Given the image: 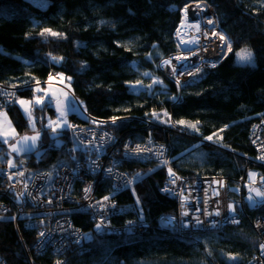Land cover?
Instances as JSON below:
<instances>
[{"label": "trees", "instance_id": "16d2710c", "mask_svg": "<svg viewBox=\"0 0 264 264\" xmlns=\"http://www.w3.org/2000/svg\"><path fill=\"white\" fill-rule=\"evenodd\" d=\"M197 1L48 0V6L41 8L29 0H0V87L5 93L18 100L31 99L35 86L45 84L53 73L62 74L83 112L82 116L70 113V123H92L115 134L124 131L134 142L138 134L147 133L156 142H164L168 150L167 164L120 158L119 169L131 179L137 173L139 177L121 190L101 182L96 196L97 200L108 196L119 206L111 216V226L120 227L136 218L145 219L150 229L134 236L96 234L86 210L72 212L68 217L82 236L63 257L65 264H248L258 250L259 236L252 220L264 217V208L246 206L238 225L198 228L187 235L158 224L177 211L175 201L161 191L169 178L167 168L189 180L221 177L232 199L246 168L264 177L263 166L247 164L258 158L250 141L251 129L264 119V0H202L213 8L220 34L231 43L232 52L180 87L156 64L175 46L181 8ZM44 29L59 35L42 36ZM244 48L253 53L250 64L235 61L236 52ZM52 57L62 59L57 62ZM146 72L160 78L162 85L149 92H133L130 84L149 85L143 76ZM40 109L50 117L56 115L48 104ZM4 111L17 133L40 132L38 148L22 155L31 171L53 173L79 156L76 139L67 129L52 135L44 117L31 129L16 101ZM143 120L152 126L139 129ZM9 143L0 141V168L7 166ZM17 160L13 157L14 163ZM36 234L22 221L15 224L12 213H0L2 262L57 261L58 256L49 250L41 256L32 253Z\"/></svg>", "mask_w": 264, "mask_h": 264}, {"label": "built area", "instance_id": "2783aa9c", "mask_svg": "<svg viewBox=\"0 0 264 264\" xmlns=\"http://www.w3.org/2000/svg\"><path fill=\"white\" fill-rule=\"evenodd\" d=\"M199 3L208 6L206 1L199 0L190 2L181 8L180 21L174 35L175 46L169 55L160 58L156 64L157 69L163 75L180 87L182 84L188 83L203 68L204 70L213 68L212 65H216L220 61L224 52L223 42L219 40L218 36L212 34L220 31L213 8L208 6L212 11L207 19L214 21L213 24H209L211 25L209 29L203 30L200 27L198 31L195 27L190 31V27L186 25L183 18L185 9H188L192 4ZM198 34H201L208 44L201 48V53L194 49L192 46L194 42H191ZM176 57L181 59L177 60ZM164 61H170V64H165ZM173 68L176 69L175 74H173ZM12 95L5 93L0 87L1 110L4 111L16 99ZM69 125L71 127H67V130L76 139L79 151V156H76L70 163L59 165L53 173L31 171L27 167L26 160L22 157L15 163L16 167L0 168V213H12V220L15 224L22 221L27 228L34 230L37 233V243L33 247L32 253L41 256L48 250L54 252L58 259L51 264H57L58 261L65 264L66 259L64 258H66L69 248L81 241L82 231L73 226L68 217L72 212L86 210L93 223L92 229L96 234L114 232L118 236L123 234L134 236L147 232L150 227L145 219L133 218L120 227L111 226V216L118 213L119 206L111 200H97L99 184L108 182L116 190H121L129 184L126 181L131 180L130 176L119 169L120 158L163 162L168 154L166 144L156 142L147 133L138 134V142H134L132 137L126 136L124 131L115 134L92 123L86 125L70 123ZM253 125L249 136L258 158L255 161L247 160V164L253 163L256 166L264 167V160L260 159L264 156V119L258 120ZM150 126H152L151 122L143 120L139 129H147ZM100 137H103L102 141L99 139ZM137 146L140 149H151V151H134ZM152 151L155 153L151 154ZM157 151L162 155H158ZM109 169L111 172L108 171ZM19 173H23V175H19ZM173 173L174 176L168 175V181L161 191L175 201L177 211L173 217H162L158 224L163 227L165 220L162 219L165 218L170 223L173 221L180 228H172L176 233L183 234L187 230L198 228L220 229L238 225L241 220L240 213L245 212L246 206L249 209L252 206L253 210L264 208V198L257 200L251 191L253 188L264 191V180L260 181L258 172L251 168H246L238 179V190L244 192L238 200L236 197L233 199L230 197L227 182L221 177L189 180L177 172ZM250 173L255 175L250 177ZM10 176L11 179H9ZM177 177L179 179H176ZM262 178L264 179V177ZM173 180L175 183L172 182ZM207 183H209L208 186ZM89 188L90 191H86ZM164 189H169V191H164ZM211 191H218L219 194L212 196ZM250 196L253 197L252 202L255 201L253 205L249 200ZM219 199L223 203L222 206H220ZM230 201L236 207L234 213L228 210ZM182 203L183 207H181ZM217 211L220 215H215ZM185 212L187 215H184ZM197 217L200 223H197ZM233 219L238 222H233ZM100 223H102V227L97 230L96 225ZM252 224L255 233L259 236V245L248 264H264V252L261 249V245L264 244V217L257 215L252 220ZM40 233H44V236H40ZM0 264H4L1 256Z\"/></svg>", "mask_w": 264, "mask_h": 264}, {"label": "rangeland", "instance_id": "374dc122", "mask_svg": "<svg viewBox=\"0 0 264 264\" xmlns=\"http://www.w3.org/2000/svg\"><path fill=\"white\" fill-rule=\"evenodd\" d=\"M33 5L35 6H39L41 8H45L47 7L48 5V0H29ZM209 6V4H208ZM210 7V6H209ZM212 11V10H211ZM214 12V10H213ZM218 33V32H217ZM220 34V31L219 33ZM223 55L225 54V56H227L230 52H227V49L226 48H223ZM240 51V50H239ZM238 52V51H237ZM223 57V56H222ZM235 61L237 63H242V62H238L237 60V57H236V54H235ZM242 64H245V63H242ZM210 69V68H209ZM206 70L208 69H205L204 68L200 71V72H197L196 75H194V77L191 78V80L189 82H192V80H195V79H198L200 76H202L203 72H205ZM160 71V70H159ZM161 72V71H160ZM147 73V72H146ZM51 76L53 77L51 80L48 78L47 81L45 82V84H40V85H37L34 87V91H35V95L31 98V99H27V98H20L19 100H24V101H30L32 102L31 105H25L24 107H22L20 105V103H18V99H16L15 101L18 103V106L19 108L21 109V112L22 114H24L25 118L27 119V122L29 124V126L31 127V129L33 128L30 121H29V117L28 115L25 113V110L24 108L25 107H28L30 109V112H31V116L34 118L35 120V128L37 127V124L36 122L39 120V119H42L43 117L45 118V123H46V127L48 125V122L49 120H52V121H58V119L60 118V113L57 111V101L60 102V106L62 109L66 110L67 112V115H66V119H67V123L69 125V119H68V115L70 113H78L80 116L83 115V112L81 111L80 109V104L78 102V100H76L72 94H71V91H70V86H69V83L67 81V79L64 78L63 76V79H61V75H57L56 73H53L51 74ZM143 76H146L150 83L148 86H144L142 84H130L129 87L130 89L135 92V93H138L139 91H151V90H154V86L156 87H159L162 85L161 83V80L160 78H155L154 76H151L149 73L148 75H145V73L143 74ZM160 81V83H156L155 81ZM182 84V83H181ZM180 84V85H181ZM134 86V87H133ZM39 89V91H38ZM36 98H40L43 103L42 104H36L35 101H36ZM13 101V102H15ZM12 103V102H11ZM44 104H48V106H51L54 108L55 112H56V115L53 116V117H50V115L48 114L49 112L47 110H37V108H42V105ZM0 113H3L5 115H2L0 116V121L3 122V127H4V130L5 131H11V129H14L15 130V127L11 124V121L9 120L8 118V115L5 113V111L1 110L0 109ZM38 119V120H37ZM37 120V121H36ZM9 122H10V128H9ZM134 128H137V124L133 123L132 124ZM48 128V127H47ZM49 129V128H48ZM67 129V126L61 128V130H65ZM59 130V129H58ZM51 131V130H50ZM52 133V132H51ZM54 135V134H52ZM22 136V134H19L17 133V131L15 130V134H14V138L13 137H9V144H11L12 142L16 141V140H19ZM0 141L3 143V139L0 138ZM5 144V143H4ZM38 144V142H37ZM155 152L152 151L151 154H154ZM158 153V151L156 152ZM5 154L7 155L8 157V161L9 160H12L13 161V156L10 155L9 151H8V148L6 149L5 151ZM164 155V154H163ZM2 154L0 155V158H1ZM148 156H150L148 154ZM22 159V157H20ZM132 159H135V158H132ZM8 161H7V166H8ZM166 161H168V158H166ZM0 164H1V160H0ZM164 166V165H163ZM167 168V167H166ZM169 168H167L168 170ZM168 172V171H167ZM169 174V173H168ZM260 179V181H263L264 179L262 178V176L260 175L258 177ZM209 185V183H207V186ZM219 185V184H218ZM216 186V185H214ZM238 190V189H237ZM212 193V196L214 195H217L216 193L218 191H211ZM222 192V191H221ZM244 192L242 191H238L237 192V196H236V199L238 200L239 199V196L242 195ZM221 194V193H220ZM253 195L255 196V198L257 200H260L261 197H258L255 193V191H253ZM247 198V197H245ZM248 201V200H247ZM219 202L220 199H219ZM252 202V201H250ZM255 201L252 202V205L254 204ZM222 202L220 204V206H222ZM232 204V203H231ZM233 205V204H232ZM234 206V205H233ZM248 207V206H247ZM252 208V206H251ZM250 208V209H251ZM119 209V207H118ZM229 210V209H228ZM229 212L231 213H234V211H230ZM249 214V213H247ZM173 217V216H171ZM162 220H165V225L166 227H163V228H169V229H172V228H176L179 226L174 224L173 221L170 223L165 219H162ZM164 225V226H165ZM180 229V228H179ZM205 229V228H204ZM214 230H217V229H214ZM175 231V230H174ZM95 233V232H94ZM82 235V234H81Z\"/></svg>", "mask_w": 264, "mask_h": 264}, {"label": "snow or ice", "instance_id": "6c2138e0", "mask_svg": "<svg viewBox=\"0 0 264 264\" xmlns=\"http://www.w3.org/2000/svg\"><path fill=\"white\" fill-rule=\"evenodd\" d=\"M199 7V5H198ZM185 11H187V9H185ZM207 23L209 24H213L214 21L209 19L207 21ZM196 28L197 30L199 31V25H196ZM50 34V35H53V36H57L59 35L58 33H54L52 32L50 29H44V31L42 33H40V35H45V34ZM213 35H216L218 36L219 40L222 41V47L223 48H226L227 49V52H232V45L231 43L227 40V38L223 35V34H218L216 32H213L212 33ZM205 36H207V33H205ZM191 42H196V41H191ZM236 57H237V60L238 62H242V63H252L253 62V53L250 49L248 48H244V49H241L240 51L236 52ZM52 59L54 61H57L58 62V59H62V58H56V57H52ZM177 60L181 59L180 57H176ZM165 64H170V61H164ZM213 67H215L216 65L213 64L212 65ZM176 72V69L173 68V74H175ZM61 75V79H63V75ZM145 75H148V73H145ZM53 77L50 76L49 79L51 80ZM69 80L71 79L70 77L68 78ZM156 83H160V81H155ZM39 83V82H37ZM140 82L137 81L136 84H139ZM179 83V82H177ZM134 87V86H133ZM39 91V89H38ZM173 99H176L175 97ZM18 103H20V105L22 107H24L25 105H31L32 102L30 101H24V100H19ZM36 104H42L43 101L40 99V98H36V101H35ZM25 110V113L28 115L29 117V121L33 127V129L35 128V120L34 118L31 116V112H30V109L28 107H25L24 108ZM57 111L60 113V118L58 119V121H52V120H49L48 122V125L47 127L51 129V132L53 134H58L57 130L58 129H61L65 126L67 127H71V125H68L67 123V119H66V115H67V112L66 110L62 109L61 106H60V102L57 101ZM2 115H5L3 113H0V116ZM154 116H156V118H159L158 114L156 113H153ZM165 116H167V112L164 113ZM95 123V121H93ZM113 122H115V118H113ZM179 124H185L186 122L185 121H178ZM198 123V122H197ZM189 127L193 128V129H196V125L195 124H190L188 125ZM9 128H10V122H9ZM222 131V130H221ZM14 134H15V130L14 129H11V131H5L4 130V127H3V122L0 121V138L3 139V143L5 144H8L9 143V137H13L14 138ZM40 139V132H36V134L34 136H23L20 138V140L17 141L16 144H12L10 145V148H11V151L12 152H16V153H20L22 151H29V150H32L36 147L37 145V142L39 141ZM101 141L103 140V137H100L99 138ZM206 139L208 140H212L213 137L212 136H208L206 137ZM18 145H23V147H19ZM134 151H151V149H140L139 146H137V149H135ZM158 155H162V153H158ZM260 159L264 160V156L260 157ZM164 164H167L168 162L167 161H163ZM8 166L9 168H13V167H16L17 165L12 161V160H9L8 161ZM109 172H111V169L108 170ZM168 173H169V176H174L175 174L173 173L172 169L169 168L168 169ZM19 175H23V173H19ZM250 177L255 175L254 173H250L249 174ZM139 177V173H137L136 177H133L131 180H128L126 181V183H132L133 180L137 179ZM12 177L10 176L9 179H11ZM176 179H179L178 177ZM173 183H175V180L172 181ZM86 191H90V188L89 189H86ZM164 191H169V189H164ZM251 191H255L256 195L258 197H261V198H264V191H261L259 188H253L251 189ZM217 195L219 194L218 192L216 193ZM110 197L108 196H105L103 197V200L104 201H109ZM249 200L252 201L253 200V197H249ZM137 202H139L137 200ZM183 203L181 204V207H183ZM103 207V205H102ZM228 209L230 211H234V206L232 204H229L228 205ZM184 215H187V213L185 212ZM215 215H220L219 211H217L215 213ZM197 223H200L199 221V218L197 217ZM233 222H238V221H235L233 219ZM102 227V223L100 224H97L96 225V228L97 230L101 229ZM40 236H44V233H40ZM261 249H262V252H264V244L261 245ZM232 259H236L235 257H232ZM57 264H62V262L58 261Z\"/></svg>", "mask_w": 264, "mask_h": 264}, {"label": "bare ground", "instance_id": "6f19581e", "mask_svg": "<svg viewBox=\"0 0 264 264\" xmlns=\"http://www.w3.org/2000/svg\"><path fill=\"white\" fill-rule=\"evenodd\" d=\"M210 12L211 9L208 8V6L204 5L203 3L192 4L188 7L187 11L184 12L183 18L186 21V25L190 27V31L194 30L196 25H199V29L200 27H202L203 30L209 29L211 25L207 23L208 21L207 17H209ZM193 41L196 42H194L192 46H194V49H196L200 53H201V48L208 45L206 43L207 41H205V39L201 34L196 35ZM191 231L192 230H187L186 235L191 233Z\"/></svg>", "mask_w": 264, "mask_h": 264}, {"label": "water", "instance_id": "95a60500", "mask_svg": "<svg viewBox=\"0 0 264 264\" xmlns=\"http://www.w3.org/2000/svg\"><path fill=\"white\" fill-rule=\"evenodd\" d=\"M34 135H35V134L32 133L31 135H24V136H34ZM22 137H23V136H22ZM19 140H20V139H19ZM17 141H18V140L12 142L10 145H12V144H16ZM10 145L7 146L10 155H12L13 157H17L18 159H19L20 157H22V155H25V154L31 153V152H33V150H36V149L38 148V145H36V147H35L34 149H32V150H29V151H22V152H20V153H16V152H12V151H11ZM18 146H19V147H23V145H18Z\"/></svg>", "mask_w": 264, "mask_h": 264}]
</instances>
